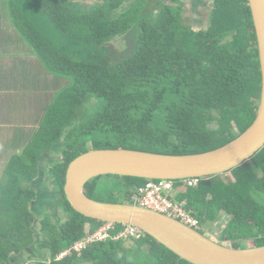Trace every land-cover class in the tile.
Returning <instances> with one entry per match:
<instances>
[{
	"label": "trees",
	"instance_id": "16d2710c",
	"mask_svg": "<svg viewBox=\"0 0 264 264\" xmlns=\"http://www.w3.org/2000/svg\"><path fill=\"white\" fill-rule=\"evenodd\" d=\"M154 1L85 6L73 0H8L15 30L47 71L72 81L55 95L29 144L0 179V264H12V257L37 244L48 257L36 264H191L147 234L109 238L57 259L105 223L78 213L66 198V171L77 156L91 149L204 153L232 142L256 119L262 73L248 0H213L207 26L198 29L185 23L182 0ZM155 7L161 9L156 15ZM129 34L131 49L115 57L111 44ZM92 99L100 108L77 123L80 108ZM57 147L61 160L47 175L67 220L58 226L43 217L39 239L34 185L45 155ZM146 182L104 175L90 180L85 194L132 204ZM174 182L176 199L205 229L228 217L220 243L264 246V204L254 197L264 194V148L196 187ZM124 229L116 224L113 235Z\"/></svg>",
	"mask_w": 264,
	"mask_h": 264
},
{
	"label": "water",
	"instance_id": "95a60500",
	"mask_svg": "<svg viewBox=\"0 0 264 264\" xmlns=\"http://www.w3.org/2000/svg\"><path fill=\"white\" fill-rule=\"evenodd\" d=\"M262 73L261 98L253 124L235 140L199 154L174 155L130 149H91L70 162L64 191L78 213L102 222L139 228L191 264H264V246L233 248L178 219L134 203L94 200L85 185L104 175L146 180H184L225 174L264 148V0H248Z\"/></svg>",
	"mask_w": 264,
	"mask_h": 264
},
{
	"label": "crops",
	"instance_id": "0c3cea01",
	"mask_svg": "<svg viewBox=\"0 0 264 264\" xmlns=\"http://www.w3.org/2000/svg\"><path fill=\"white\" fill-rule=\"evenodd\" d=\"M4 1L0 0V178L7 163L29 144L47 106L64 87L62 77L47 71L15 30L8 10L5 13L8 0ZM13 258L12 264H23Z\"/></svg>",
	"mask_w": 264,
	"mask_h": 264
},
{
	"label": "rangeland",
	"instance_id": "374dc122",
	"mask_svg": "<svg viewBox=\"0 0 264 264\" xmlns=\"http://www.w3.org/2000/svg\"><path fill=\"white\" fill-rule=\"evenodd\" d=\"M73 1L79 2L80 4H84L85 6H90V5L96 4L100 0H73ZM182 1L184 4L183 5V7H184L183 18L185 20V23L191 24L194 27H197V29L201 28V27L202 28L206 27L207 26L208 13H209L210 9L212 8L213 0H202L204 2L205 6L200 7L199 9L196 8L192 4V0H182ZM4 2H6V0ZM151 2H152V0H151ZM153 3L156 4V0ZM5 7H7V9L5 10V13L9 12V15L8 14H6V15L9 18V20L12 22L11 16H10V11L8 8L9 7L8 4L7 5L5 4ZM155 9H156L155 15L161 11V9L158 7H155ZM7 10H8V12H7ZM131 45H132L131 34H129V35L125 36L124 38L115 40L111 44V46H112L111 48L114 51L113 53H114L115 57L122 58L131 49ZM62 79H63L62 82L64 81L63 86L70 84L71 78L62 77ZM100 106H101V103L97 99H92L90 102L83 105L78 112V116L76 119L77 123L86 122L88 119L93 117L94 114L100 108ZM88 146L90 147V143H88ZM55 149L53 150L52 153H50L48 156L45 157L46 162H48L46 169H49V167H50L49 165H53L55 162L61 160L60 148L57 147ZM50 179H51V177H49L47 175L46 179H45L46 180V182H45L46 187H48L49 191L55 193L56 189L51 184ZM254 197L261 204H264V194L255 193ZM56 208H57V210H56ZM37 209H38V212L40 214L38 215V220H37L34 227H35L37 237L39 239L42 238L40 221L43 217L49 216L52 219V222L58 226L67 220V214L63 211V209L59 208L58 206L57 207L55 205L51 206L50 204L40 205V206L37 205ZM227 221H228V217L223 216V217H221V219L219 221L215 222L212 225H208L206 227V229H204V230L201 229V230L203 231V233L207 234V236L209 238H211L217 242H220V236L224 230V227H225V224ZM223 244L231 246L230 242H224ZM240 246H241V248H248V247H252V243H250L249 241H244V242L240 243ZM35 252H37V251H35ZM39 253L41 254L39 257L33 258V259L29 258V261L27 264H36L39 260L44 261L47 259V257H48L47 251L40 250ZM14 262H15V260H14Z\"/></svg>",
	"mask_w": 264,
	"mask_h": 264
},
{
	"label": "built area",
	"instance_id": "2783aa9c",
	"mask_svg": "<svg viewBox=\"0 0 264 264\" xmlns=\"http://www.w3.org/2000/svg\"><path fill=\"white\" fill-rule=\"evenodd\" d=\"M202 177L188 178L181 180L190 187H196L202 180ZM134 204L141 207L149 208L164 215L180 220L184 224L201 231L203 226L200 221L193 215V212L186 208L185 204L176 199L175 182L174 180L157 179L147 180L140 186L133 198ZM116 223L105 222L94 232L87 234L85 239L78 241L72 248L61 253L57 259H61L72 251L81 252L92 243L107 240L109 238H126L131 236L134 239L142 238L145 233L137 227L129 224H123L125 229L113 235Z\"/></svg>",
	"mask_w": 264,
	"mask_h": 264
},
{
	"label": "flooded vegetation",
	"instance_id": "af4514ba",
	"mask_svg": "<svg viewBox=\"0 0 264 264\" xmlns=\"http://www.w3.org/2000/svg\"><path fill=\"white\" fill-rule=\"evenodd\" d=\"M198 3H199V5L197 6L196 4H198ZM192 4L198 9L200 7H204L205 6V4H204V2L202 0H199L198 2H197V0H192ZM53 150H51L49 152V154L52 153ZM47 154L45 155V157L48 156ZM47 164H48V162H46V159L44 158L42 163H41V167H42L43 170L40 172L39 179H37V181L35 182V185H34L36 191L38 192V198L33 203V210H34V212H35V214L37 216V219H38V215L40 214L38 212L37 205L40 206V205L50 204L51 206L55 205L56 207L57 206L59 207L58 202H57L56 194L54 192L49 191L48 187H46V183H45L46 180L45 179H46L47 170H48V169H46L47 168ZM49 166H52V165H49ZM56 210H57V208H56ZM37 245H34L31 248H27L25 251L20 253L18 256L16 255L14 257L15 258L14 260L17 261V262H20V263L22 262L23 264H27L28 261H29V258L33 259V258L39 257L41 255L39 253L41 249H39ZM35 251H37V252H35Z\"/></svg>",
	"mask_w": 264,
	"mask_h": 264
},
{
	"label": "clouds",
	"instance_id": "9594fccd",
	"mask_svg": "<svg viewBox=\"0 0 264 264\" xmlns=\"http://www.w3.org/2000/svg\"><path fill=\"white\" fill-rule=\"evenodd\" d=\"M203 178V177H202ZM205 228L203 227V230H204ZM200 232H203L202 230L200 231ZM203 234H205V233H203ZM205 235H207V234H205Z\"/></svg>",
	"mask_w": 264,
	"mask_h": 264
}]
</instances>
